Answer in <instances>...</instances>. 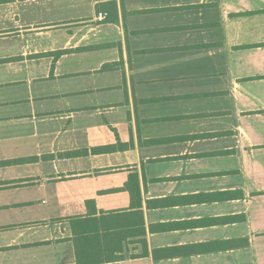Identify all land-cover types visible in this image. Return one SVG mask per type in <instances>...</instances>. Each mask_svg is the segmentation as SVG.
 <instances>
[{
    "label": "crops",
    "instance_id": "obj_1",
    "mask_svg": "<svg viewBox=\"0 0 264 264\" xmlns=\"http://www.w3.org/2000/svg\"><path fill=\"white\" fill-rule=\"evenodd\" d=\"M0 264H264V0H0Z\"/></svg>",
    "mask_w": 264,
    "mask_h": 264
},
{
    "label": "built area",
    "instance_id": "obj_2",
    "mask_svg": "<svg viewBox=\"0 0 264 264\" xmlns=\"http://www.w3.org/2000/svg\"><path fill=\"white\" fill-rule=\"evenodd\" d=\"M107 17H108L107 13H104V12H98V13L96 14L95 21L101 23V22L106 21Z\"/></svg>",
    "mask_w": 264,
    "mask_h": 264
}]
</instances>
